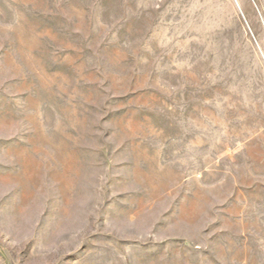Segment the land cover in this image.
I'll return each instance as SVG.
<instances>
[{
  "label": "rangeland",
  "instance_id": "374dc122",
  "mask_svg": "<svg viewBox=\"0 0 264 264\" xmlns=\"http://www.w3.org/2000/svg\"><path fill=\"white\" fill-rule=\"evenodd\" d=\"M235 1L0 0V264H264V0Z\"/></svg>",
  "mask_w": 264,
  "mask_h": 264
},
{
  "label": "water",
  "instance_id": "95a60500",
  "mask_svg": "<svg viewBox=\"0 0 264 264\" xmlns=\"http://www.w3.org/2000/svg\"><path fill=\"white\" fill-rule=\"evenodd\" d=\"M235 1V0H234ZM236 2V1H235Z\"/></svg>",
  "mask_w": 264,
  "mask_h": 264
}]
</instances>
